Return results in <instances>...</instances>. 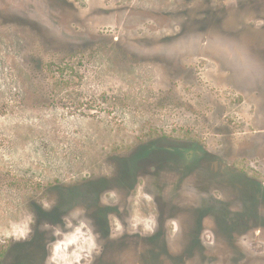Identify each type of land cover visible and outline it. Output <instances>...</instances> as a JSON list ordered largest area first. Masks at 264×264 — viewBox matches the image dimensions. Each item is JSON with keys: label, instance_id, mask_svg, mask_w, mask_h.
<instances>
[{"label": "rangeland", "instance_id": "rangeland-1", "mask_svg": "<svg viewBox=\"0 0 264 264\" xmlns=\"http://www.w3.org/2000/svg\"><path fill=\"white\" fill-rule=\"evenodd\" d=\"M187 173L183 189L225 197L252 187L231 177L264 183V0H0V225L36 227L0 241L1 259L41 247V223L70 208L91 211L100 247L102 205L178 249L180 211L166 217L158 191Z\"/></svg>", "mask_w": 264, "mask_h": 264}, {"label": "flooded vegetation", "instance_id": "flooded-vegetation-1", "mask_svg": "<svg viewBox=\"0 0 264 264\" xmlns=\"http://www.w3.org/2000/svg\"><path fill=\"white\" fill-rule=\"evenodd\" d=\"M152 148L156 149L153 146ZM161 149L175 154L182 149L185 151L184 147ZM122 176L120 182L123 186L135 181L129 192L133 191L138 184L137 178L133 174ZM186 176L188 173L179 174L180 182L175 184L172 180L165 181V188L158 191L163 194L161 203L164 208L161 212L166 217L173 219L172 214L180 211L181 219L175 217L176 223L182 229L177 236L178 249L171 244L165 232L157 230L156 223L153 224L151 232L141 231L139 223L132 222L133 214L129 205L126 208L102 205L97 208L104 210L102 223L94 226L101 240L99 254H93L91 264H165L166 258L171 262L169 264H264V253L258 254L257 249L252 248L255 241H264V183L250 174L231 177L233 181L244 178L252 187L245 194L234 190L225 197L218 195L213 189H183L184 185L187 186ZM152 200H155L154 194ZM74 209L70 208L66 212ZM64 214L61 218L66 215ZM113 217L118 220L116 232H113ZM50 219L47 224L63 227V220ZM45 223H41V226ZM35 230L36 227L32 230V235ZM48 230H42L44 236L41 247L32 248L27 255H21V244L31 237L24 239L13 254L0 258V264H46L50 255V239L51 242L56 239L53 235L51 238L47 237ZM205 230H211L212 237L206 238ZM221 239L229 248L222 258L214 251V245ZM112 250L114 251L111 253Z\"/></svg>", "mask_w": 264, "mask_h": 264}, {"label": "clouds", "instance_id": "clouds-1", "mask_svg": "<svg viewBox=\"0 0 264 264\" xmlns=\"http://www.w3.org/2000/svg\"><path fill=\"white\" fill-rule=\"evenodd\" d=\"M37 202L44 210H51L54 206V201L47 198ZM102 203L108 204V197H102ZM62 219L63 227L47 223L41 226L42 230L51 229L53 237L56 238L49 245L50 255L46 264H82V262L91 264L93 254H99V247L89 221L85 218L84 210L74 209ZM34 223L35 219L31 214L23 218L10 219L6 226L0 225V241L27 239Z\"/></svg>", "mask_w": 264, "mask_h": 264}]
</instances>
